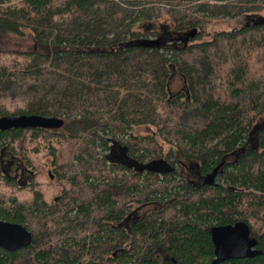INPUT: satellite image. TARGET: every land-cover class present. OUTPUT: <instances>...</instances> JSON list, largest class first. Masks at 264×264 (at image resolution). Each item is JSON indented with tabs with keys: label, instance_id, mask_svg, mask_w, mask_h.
<instances>
[{
	"label": "trees",
	"instance_id": "16d2710c",
	"mask_svg": "<svg viewBox=\"0 0 264 264\" xmlns=\"http://www.w3.org/2000/svg\"><path fill=\"white\" fill-rule=\"evenodd\" d=\"M241 17L254 23L205 33ZM25 31L32 51L6 49ZM19 115L64 125L0 131V219L31 237L0 264H213L210 229L238 222L260 254L219 264H264V0H0V118Z\"/></svg>",
	"mask_w": 264,
	"mask_h": 264
},
{
	"label": "water",
	"instance_id": "95a60500",
	"mask_svg": "<svg viewBox=\"0 0 264 264\" xmlns=\"http://www.w3.org/2000/svg\"><path fill=\"white\" fill-rule=\"evenodd\" d=\"M64 125L63 120L37 115L5 116L0 118V131L9 129L41 128L56 130ZM216 166L203 180L204 185L214 183L221 168ZM211 241L214 247L213 264L228 260L253 258L260 254L256 249L257 241L250 235L249 227L242 222L234 225L213 226L210 229ZM30 233L21 225L0 219V248L6 251H16L30 244Z\"/></svg>",
	"mask_w": 264,
	"mask_h": 264
},
{
	"label": "rangeland",
	"instance_id": "374dc122",
	"mask_svg": "<svg viewBox=\"0 0 264 264\" xmlns=\"http://www.w3.org/2000/svg\"><path fill=\"white\" fill-rule=\"evenodd\" d=\"M254 23V20H248L244 17L237 18V19H223V20H216L209 24L206 29L205 33L209 34L210 36L215 33V32H221V31H230L234 28H240L245 24H251ZM152 31H158L159 32V41L160 40H165L168 38L173 37V33H170L171 31V25L165 20L161 19L159 21H156L152 23ZM149 31V29H148ZM211 37L209 36H204L202 39L208 40ZM152 39V38H148ZM193 42H198L200 38H194ZM194 42V43H195ZM6 49L12 50V51H32L34 48V39L33 36L31 35L30 32L25 31L24 36L16 37V36H10L7 39L6 42ZM182 44V41H170L168 42V46H174V47H180ZM170 93L175 95V94H181L184 95L186 94V86L184 83V80L180 77L179 74L174 73L170 77ZM264 123V115L261 116L260 118V124ZM132 132L136 135L139 136H145V135H153L154 130L148 126H140L136 127L132 130ZM161 142V141H160ZM117 155V154H116ZM122 160L125 159L124 156L120 157ZM2 166H3V171L4 174L11 177V178H16L20 183H23L28 179L30 176V170L26 168L23 163L16 157L11 156L10 154L4 152L2 154ZM50 159L47 160V163L49 165ZM43 162H46V159L43 160ZM159 165L157 163L150 164V169L151 168H158ZM41 169L46 173H49L51 170L50 167H45V168H38V170ZM37 170V171H38ZM4 194L9 195L11 191H7L5 188L2 189ZM161 207V204H143V205H136L132 207L127 214V217L129 220L134 219L136 217L141 216L142 214L158 209Z\"/></svg>",
	"mask_w": 264,
	"mask_h": 264
}]
</instances>
